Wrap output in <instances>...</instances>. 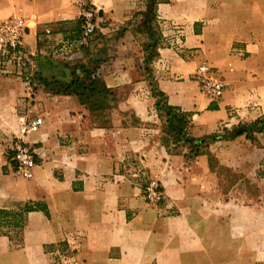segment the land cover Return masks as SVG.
<instances>
[{
    "label": "crops",
    "instance_id": "crops-1",
    "mask_svg": "<svg viewBox=\"0 0 264 264\" xmlns=\"http://www.w3.org/2000/svg\"><path fill=\"white\" fill-rule=\"evenodd\" d=\"M79 1L100 15L103 42L95 53L92 43L91 53L88 44L82 52L71 25ZM129 7L130 0H0V22L25 20L22 45L39 57L41 76L68 81L66 66L94 57L93 76L122 91L118 116L99 123L75 95L41 84L30 92L20 78L0 74V209H45L23 214L19 238L0 233V264H54L59 247L70 250L68 264H264V131L253 140L208 141L195 153L163 141L155 106L160 94L171 107L194 112L198 135L263 116L264 0L160 1L153 23L167 41L172 26L180 30L181 45L170 39L150 58ZM202 63L224 77L216 101L193 79ZM34 117L41 124L25 141L36 166L30 177L14 178L6 148ZM136 159L158 180L160 204L146 202L126 174ZM212 159L248 177L250 188L240 179L228 187Z\"/></svg>",
    "mask_w": 264,
    "mask_h": 264
},
{
    "label": "rangeland",
    "instance_id": "rangeland-1",
    "mask_svg": "<svg viewBox=\"0 0 264 264\" xmlns=\"http://www.w3.org/2000/svg\"><path fill=\"white\" fill-rule=\"evenodd\" d=\"M160 1H164V0H160ZM79 3L81 4V12L83 9L86 10L89 7L92 8L93 10H95L91 5H89L88 3H85L84 1H79ZM145 5H146V0H130V7L129 8H130V12H135L134 19L131 22L132 28H136L137 31L140 32L141 35L143 36V39H144L145 44L147 46V54H148L147 57L150 58V57H153L155 55L156 48L158 46L159 47L160 46L161 47L167 46L169 43H171L170 39L174 36V33H171L170 36H166V38L168 39V41H167L164 39V36L161 35L159 28H157V26L154 23H152L150 25L143 23V18L140 15V12L145 9ZM95 12H98V11L95 10ZM99 17H100V15H98V17H96V19H95L96 20V26H97L96 31L85 41H82L81 36H80L81 17H79L80 21L78 18L75 21H73V23H71L72 21H67V23L65 24V25H67L68 23H71L72 27H75V28L78 27L76 40L79 41V44L81 46H84L83 50L81 48L82 52H85V45L88 44L89 45L88 49H89V52L91 53L90 45L92 43V45L94 44L92 51H93V53H95L96 49L100 48V47H97V44H101L103 42V39L100 38L98 35V25L100 22ZM170 32H172V30ZM45 33L48 34V33H50V31L48 30V32H47V30H45ZM103 49H106V45L103 46ZM24 50H25V48H24ZM181 50L182 49H180V48L178 49V51H180V52H181ZM26 53L30 57L29 59H31V65L28 68V70H26V72H28V74H31L30 75L31 76L30 77V85L26 86V87H29V91L31 92V91H34L33 89L35 88V86L39 85V83H37L35 80H33L34 73H37V71L39 70V64H38L39 57H37L35 55H31L27 51H26ZM0 61L1 62L3 61L2 56H0ZM87 63H89V65H91V66L96 65L94 57L92 60H89ZM204 64H206V63H204ZM206 65L208 67H210V69L212 71L217 72V74L220 75L222 77V79L224 80V77L222 76L221 72L216 67H214L210 64H206ZM7 67H9V69H11L12 66L10 64ZM0 74H4V73H0ZM5 75H9V74H5ZM11 75H13V74H11ZM197 84H198V82H197ZM198 86H199V84H198ZM113 92H114L113 97L112 96H105V101L103 102V104H104L103 107H105V108L100 109V110H93V112L96 115V118H97L99 123L110 122V120L113 117L118 116V113H116V108L118 105V101L121 99L122 91H118V92L113 91ZM90 100H92V99H90ZM159 100H162V99L159 98ZM90 102L93 103V101H90ZM183 112L184 111H181V110L176 111V113H178V114H181ZM158 113H160V112L158 111ZM188 113H189V115L183 116V122L180 124L181 128H182L181 129L182 133L178 134V131L176 129H173V125L170 126V124L166 123V118L164 116V112H161V115L163 117L161 118L162 123L160 126V130H161L163 141L168 146H171L172 144H175L176 142H180V143H182V145H188L189 146V143L192 144V141L198 142L200 140V138H202L203 136L206 135V134L205 135H198V134H200L198 131L192 130L193 126H192V124H190V121L194 115V112H188ZM249 121H252V120L251 119H243L240 122L247 123ZM233 126H235V125H233ZM192 134H195V137H193ZM207 135L211 136V137L214 136L216 138L225 137V133H224L223 129H221V128H218L217 130H214ZM254 136H255V133H254ZM206 141H207V139H206ZM7 148H8V146H7ZM7 148H6V155L8 157V154H7L8 149ZM198 151H204V144L203 143L199 144ZM212 162L214 163V167L217 168L216 170L225 176L226 183H227L228 187L232 183H234L235 180L240 179V177L235 176V174H233L229 170L228 167L218 165V163L216 161H213V159H212ZM125 166H126V170H128L126 174H129V176L132 179L134 178L137 181V184L141 187L143 197H144L145 186L150 181L155 182L158 185V189L160 190L158 180L154 177L149 176V174H148L149 172L147 171V169H144L142 167L143 165H141V162L138 159L132 160V161L126 163ZM129 169H130V171H129ZM261 170H263V171H261ZM259 172H260L259 183H263L264 169H259ZM10 176H12L14 178H19V179H25V177H22L20 175L15 174L12 171V168H11ZM248 181H249V178L242 175L240 182L242 184L243 189H246L248 187L250 188ZM231 195H232V193L230 194L228 192V196H231ZM159 196H160V199L157 200L156 203H149V204H152V205L160 204L163 201L161 190H160ZM34 204H25V205H30V206L33 205L34 206ZM24 206L8 209L7 211L9 213H4V214L0 215V233H6L9 236H15L16 238H19L20 233L23 231V218L22 217L18 218L17 216H15V213L22 214L23 213L22 209L24 208ZM17 241H19V242H17ZM17 241L15 242L16 244L20 243V239ZM56 250H58V251H56ZM56 250H55L54 254L56 256V260L58 261V263H57V261H55L54 264H68V261L70 260V256H69L70 250L66 249V248H60V247L57 248Z\"/></svg>",
    "mask_w": 264,
    "mask_h": 264
},
{
    "label": "built area",
    "instance_id": "built-area-1",
    "mask_svg": "<svg viewBox=\"0 0 264 264\" xmlns=\"http://www.w3.org/2000/svg\"><path fill=\"white\" fill-rule=\"evenodd\" d=\"M80 17V36L81 40L85 41L96 31L95 19L98 17V13L89 7L86 10H82ZM26 28L25 20L17 15L10 16L0 22V56L3 58V61H0V73L13 74L20 78L25 86H29L31 74H28L26 70L31 65V59H29L30 57L22 45V38ZM171 29L174 31V36L171 38L174 41L173 45H181L180 30L174 29V26ZM185 58L187 59L189 56L187 55ZM10 64L12 66L11 69L7 67ZM193 79L198 82L201 91L210 101H216L222 96L225 87L224 80L206 64L202 63L197 66L193 73ZM40 124V117L22 121L19 130L7 148L8 161L12 171L25 178L31 176L36 166L34 148L26 143L25 137L34 132ZM159 195L158 185L153 181L148 182L145 186L144 199L148 203H156L160 199Z\"/></svg>",
    "mask_w": 264,
    "mask_h": 264
},
{
    "label": "trees",
    "instance_id": "trees-1",
    "mask_svg": "<svg viewBox=\"0 0 264 264\" xmlns=\"http://www.w3.org/2000/svg\"><path fill=\"white\" fill-rule=\"evenodd\" d=\"M160 2V0H146L145 9L140 12V15L143 18V23L150 25L154 21V12L156 9V5ZM80 21V18H79ZM96 63V61H95ZM97 64V63H96ZM97 65L91 66L89 63H78L70 66H66V69L69 71L70 76L68 81H63L60 79H46L41 76L40 70L37 73H34L33 80L37 83L41 84L45 90L52 94L56 95H75L78 97L82 104H85L90 110H100L103 107V102L105 101V96H112L113 91L107 88L103 82L93 76ZM80 72V74H78ZM162 100H159V98ZM100 100H99V99ZM156 109L160 112L159 117H163L161 112H164V116L166 118V123L173 125V129L178 131V134L182 133L181 131V123L183 122V116L189 115L188 112H183L181 114L176 113L179 111L170 105L166 104L164 98L160 94H156ZM92 99V100H90ZM93 101L91 103L90 101ZM225 133V137H211L208 135L200 138L198 142L189 143V148L192 152L197 153L199 144L206 143L207 141H216V140H230L234 139L237 136L244 135L246 138L253 140L254 133L264 131V116L258 117L252 121L247 123L239 122L237 125L232 126L231 128H223ZM207 139V141H206ZM33 210H45L39 204H34V206L25 205L22 209V214L15 213V216L18 218L23 217V214L28 211ZM4 213H9L7 210L0 209V215Z\"/></svg>",
    "mask_w": 264,
    "mask_h": 264
}]
</instances>
